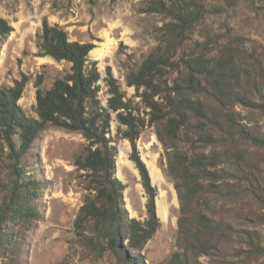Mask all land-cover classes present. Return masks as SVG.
<instances>
[{
	"label": "trees",
	"instance_id": "obj_1",
	"mask_svg": "<svg viewBox=\"0 0 264 264\" xmlns=\"http://www.w3.org/2000/svg\"><path fill=\"white\" fill-rule=\"evenodd\" d=\"M153 5L154 11L167 13L168 34L136 67L129 68L126 80L149 108L148 122L156 127L165 150L161 167L180 201L178 245L182 250L164 264H203L198 261L201 256L214 255L232 257L234 264H250L264 254L258 230L264 222V171L251 150L252 146L264 150V132L257 124L245 122L237 107L264 112L262 56L248 54L245 48L213 49L197 40L199 47L188 53L183 45L207 12L204 5L196 0H155ZM13 31L11 22L0 17V48ZM37 46L40 55L66 60L71 69L50 88H42L43 76L38 77V117L28 116L18 105L26 77L0 89V126L16 177L0 204V236L1 224L11 217H38L32 205L37 183L23 178L19 162L48 126L61 127L79 131L88 141L75 158V165L85 172L88 191L76 228L92 229V243L102 252L111 251L118 264H140L143 249L162 225L158 191L137 144L146 120L135 113L111 68L105 78L108 106L102 104L101 72L98 61L90 56L94 42L71 40L64 28L45 18ZM112 111L118 113L119 134L131 144L130 158L148 194L145 220L130 216L126 184L116 176L118 147L111 136ZM222 202L231 207L227 218L216 214Z\"/></svg>",
	"mask_w": 264,
	"mask_h": 264
},
{
	"label": "rangeland",
	"instance_id": "obj_2",
	"mask_svg": "<svg viewBox=\"0 0 264 264\" xmlns=\"http://www.w3.org/2000/svg\"><path fill=\"white\" fill-rule=\"evenodd\" d=\"M154 1L0 0V17L14 26L0 48V89L12 87L17 80L26 77L18 105L28 116L38 117L35 109L38 77L43 76L42 88H50L56 78L71 69V63L66 60L40 55L38 34L47 18L51 24L64 28L71 40L92 41L96 45L90 56L98 61L101 72L99 98L102 104L108 106L110 93L105 78L111 68L127 99L132 101L135 113L146 120L137 144L148 170L149 166H156L161 171L158 178L151 177V180L158 191L157 213L161 214L162 225L143 249L140 264H164L182 250L178 245L179 197L174 183L161 167L165 150L157 137L156 127L148 122L149 108L142 102L137 89L129 86L126 80L129 68L136 67L168 34L165 25L169 17L163 11L153 10ZM165 1L172 3L173 0ZM196 1L203 4L207 12L195 23L188 43L183 45L188 53L199 47L196 40L206 41L213 49L245 48L248 54H260L264 63V0ZM237 111L245 122L257 124L264 132V112L244 107H237ZM121 127L118 113L112 111L111 136L118 147V155L119 149L124 150L120 161L117 155L116 176L126 184L124 197L130 216L145 220L148 194L140 171L130 158L131 144L119 134ZM87 144L79 131L48 126L20 160L19 166H23L25 172L23 178H33L37 183L33 192L38 195L32 199V205L39 215L26 220L14 214L1 224L0 264H118L111 251L102 252L92 243V229L79 231L76 228L88 191L85 172L75 165V158ZM251 150L264 171V150L255 146ZM13 164L0 126V204L11 192L16 178ZM220 206L216 208L217 216L229 217L230 205L222 202ZM258 230L264 246V222L259 224ZM233 260L214 255L201 256L198 261L234 264ZM250 264H264V254Z\"/></svg>",
	"mask_w": 264,
	"mask_h": 264
},
{
	"label": "bare ground",
	"instance_id": "obj_3",
	"mask_svg": "<svg viewBox=\"0 0 264 264\" xmlns=\"http://www.w3.org/2000/svg\"><path fill=\"white\" fill-rule=\"evenodd\" d=\"M92 52V51H91ZM121 148V147H120ZM120 151H119V155H118V160L120 159V158H122V156H123V154H124V150H121V149H119ZM125 156V155H124ZM120 161V160H119ZM129 162H131V161H129ZM120 163H122V162H120ZM134 165V164H133ZM151 165V164H150ZM120 166V165H119ZM149 171H150V175H151V177L153 178V179H155V178H158V176L159 175H161V171L159 170V168L158 167H156V166H149ZM121 173V172H120ZM160 206V205H159ZM160 207H163V206H160ZM161 211V210H160ZM159 211V212H160ZM163 211V210H162ZM162 213V212H161ZM164 214V213H163ZM159 215H161L160 213H159Z\"/></svg>",
	"mask_w": 264,
	"mask_h": 264
}]
</instances>
